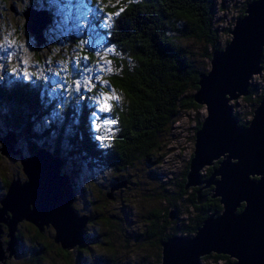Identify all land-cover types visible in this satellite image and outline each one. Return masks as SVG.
<instances>
[{"label":"trees","instance_id":"obj_1","mask_svg":"<svg viewBox=\"0 0 264 264\" xmlns=\"http://www.w3.org/2000/svg\"><path fill=\"white\" fill-rule=\"evenodd\" d=\"M248 1L250 0L243 1L241 10L236 16L242 15ZM102 2L103 6L99 7V11L92 12L89 16L90 18L99 17L98 24L93 21L90 33L91 35L93 32L98 33L102 43L116 52V55L111 54L113 57H109L115 65L114 70L105 79L107 86L119 90L127 99L125 110L119 111L115 105L113 106V113L115 117L117 116L120 126L119 133L115 136L107 153L102 154L95 140L99 134L90 128L89 117L94 107L88 105L87 97L94 92V88L91 80L87 79L85 83L83 76L80 75L84 69L83 63H76L78 67L74 66L73 70L71 67L68 69L72 72L71 78L75 79L79 76L80 81L71 90V96L64 102L62 111L64 114L61 125L58 126L52 124L50 113L58 106L56 105L58 99L55 97L62 91V86L53 89L47 83L45 75L32 73L30 77L22 78L8 74L4 69L5 74H0V137L7 132L13 133L16 139L13 147L19 148L23 157L25 154H33L39 148H44L60 159L68 160L72 155L86 159V162L79 163L81 167L84 166L83 163L91 165L95 158L102 157L107 164H111L117 170L132 164L138 157H143L144 161L149 163L154 162L155 159L150 160L149 152L159 147L157 139L159 131L172 124L179 111L201 107V104L192 100L191 95L197 88L198 74L206 71V65L193 60L192 51L177 42L176 35L202 40L205 48L200 55L209 59L210 52L222 46L219 31L215 26L217 20L215 11L223 6L220 3L214 4L212 0H125L121 7L116 0H102ZM60 3L61 0H31L30 4L20 10L21 15L26 7L45 13L47 20L45 19L40 30L42 38L40 44L44 45L47 42L46 35L50 36V31L55 27L51 24L57 17L58 9L62 7ZM84 4L88 7L94 6L88 2ZM89 9L87 8V11ZM106 11L110 13V16L107 22H103L100 16ZM41 20L43 21L40 19L39 24ZM223 30L228 31L229 28L225 27ZM66 32L64 36L75 41H81L82 36L79 37L78 34L84 33L81 29L77 30V27L73 31ZM172 32L177 33L176 37L171 35ZM32 37L33 40L36 38L34 33ZM59 39L63 40V36H59ZM88 54L89 59L84 62H91V50H88ZM259 64L261 71L264 72V45L259 56ZM68 79L69 84L72 85L70 76ZM248 88L249 92L245 98L249 97L253 90L251 84ZM52 90L56 92L54 96H52ZM263 94L264 86L254 97L256 104ZM233 115L236 116L235 113ZM237 119L239 124H244L238 117ZM46 121L48 125L44 126ZM200 121L201 118H195L194 130L198 128ZM64 159H61L58 172L67 175L72 189L71 173L63 170L67 162ZM187 163L188 161L178 180L167 186L162 185L161 198L166 205L160 213L153 211L150 214L151 218L147 221L145 235L154 237L153 241L157 249L160 248V241L172 234L191 236L206 215L214 209L217 212L221 209L218 197H210V194H207L211 193V186L202 187L200 193L205 195L204 200L199 203L194 202L198 186L186 188L183 186ZM22 175L23 177L18 173L15 174L14 171L10 178H1L0 186L3 190L0 197L4 194L9 180L15 177L21 180L24 178L23 172ZM180 201H184L190 207L188 214L183 213L182 208L179 207ZM72 207L74 208L73 204ZM170 211L173 213L172 218H169ZM87 216L86 221L92 222L91 216L88 214ZM31 227L33 228L32 238H37L36 236L45 229L44 227L39 231L32 223ZM15 236L14 256L23 246L18 222ZM82 236L84 240L91 238L84 227ZM5 239L6 237L1 241L4 243ZM34 241L35 239L31 243H36ZM80 246L84 247L83 243H80L77 248L79 249ZM39 247L40 245L35 250L32 249L33 257L36 259L41 251ZM57 247L59 250L62 249L59 245ZM207 256L215 259L223 258L224 264H230L232 261L225 254L212 252L201 258ZM84 262L91 264L92 260L88 262L84 260ZM158 262L159 253H157L155 264Z\"/></svg>","mask_w":264,"mask_h":264},{"label":"rangeland","instance_id":"obj_2","mask_svg":"<svg viewBox=\"0 0 264 264\" xmlns=\"http://www.w3.org/2000/svg\"><path fill=\"white\" fill-rule=\"evenodd\" d=\"M30 1L0 0V74H5L3 71L5 69L8 74L22 78L30 77L32 73L45 75L47 83L53 89L62 86V91L55 97L58 99L56 102L58 106L50 113L52 124L58 126L61 125L64 114L62 112L64 102L71 96V90L80 81L79 76L72 79L70 74L72 72L68 69L71 67L73 70L78 62L83 63L84 69L80 75L83 76L85 83L87 79L91 80L94 88V92L87 97L88 105L94 107L89 117L90 128L99 134L95 140L101 149L100 152L105 154L120 130L118 118L113 113V106L115 105L119 111L125 110L127 99L122 92L106 84L105 77L115 67L109 57H113L111 54L116 55V52L102 43L98 33L93 31L92 35L90 33L93 23L97 22L99 17L90 18L89 16L92 12L99 11L103 2L102 0H61L62 7L59 8L60 11L58 9L57 17L51 24L55 26L50 31L51 35H46L47 42L44 45H36L34 44L36 38L33 40L32 33L23 27V17L20 12L22 7L30 4ZM116 1L120 7L125 2V0ZM212 1L214 4L220 3L223 6L215 11L217 18L215 26L220 34V44L223 45L230 37L229 32L224 31L223 28H231L244 0ZM86 2L94 6L88 7L84 4ZM87 8L90 9L87 11ZM108 16L110 13L106 11L104 14L101 13L100 18L103 22H107ZM75 27L84 32L83 35L78 34L79 37L82 36L81 41L64 36L66 31H73ZM175 34L177 33L172 32L171 35L175 36ZM59 36H63V40H60ZM176 36L177 42L192 51L193 60L199 64L205 63L206 68L209 67V59L200 55L205 48L202 40ZM66 40L68 41L63 42ZM88 50H91V62H84L89 59ZM68 76L73 81L72 85L68 82ZM249 84L253 88L249 97L238 95L228 100L232 112L242 122L251 117L252 109L256 105L254 97L264 86V72L260 70L252 73ZM54 93L56 92L53 91L52 96ZM105 104L108 106L107 111L102 110ZM204 115V106L179 111L175 121L157 134L159 147L149 152L150 160L155 159L154 162L149 163L144 161L143 157H138L132 164L117 170L111 164H107L104 157L95 158L91 165L83 163L85 167H81L79 163L86 162V159H80L75 155H72L70 160L61 158L67 161L63 170L71 173L74 197L72 204L75 211L79 214L87 213L92 218V222L86 221L84 224V230L91 238L82 241L84 247L80 246L79 249L77 244L59 250L57 243L52 241L53 229L50 225L45 226L41 234L36 236L37 238H32L31 223L20 220L18 230L21 232L23 246L15 256L10 255L4 259L6 262L2 263L88 264L84 260L86 262L92 260L91 264H155L159 248L157 249L153 241L154 237H146V224L153 211L160 213L166 205L161 198L162 185L167 186L180 178L192 151L195 118H202ZM43 125L47 126L48 121ZM83 157L87 158V156ZM14 171L15 174L18 173L23 177L18 155L0 154V179L10 178ZM114 183L116 185L110 189ZM2 190L0 186V194ZM179 207L182 208L183 213L188 214L190 211V207L184 201L179 202ZM4 230L5 227H2L1 240L5 238ZM33 239L36 243H31ZM38 245L41 251L36 259L33 257L32 249L35 250ZM228 258L232 261L235 259L230 256ZM224 263L223 258L215 259L211 256L200 257L198 262V264Z\"/></svg>","mask_w":264,"mask_h":264},{"label":"water","instance_id":"obj_3","mask_svg":"<svg viewBox=\"0 0 264 264\" xmlns=\"http://www.w3.org/2000/svg\"><path fill=\"white\" fill-rule=\"evenodd\" d=\"M22 16L23 27L35 34L39 45L45 13L26 7ZM228 32L229 39L210 52L209 67L198 74L191 95L204 106L205 115L194 131L183 184L198 186L195 203L204 200L200 189L211 185L207 194L218 197L221 209L206 215L191 236L172 234L161 240L158 264H198L211 252L235 258L230 264H264V94L244 124L238 123L228 102L246 95L249 77L261 70L264 0L248 1ZM15 141L11 132L0 137V153L17 154L24 174L21 180L11 178L0 197V236L1 225L6 227L0 262L14 256L16 224L22 219L39 231L50 225L52 240L62 249L82 243L88 216L72 207L68 177L58 172L61 159L44 148L23 157L14 149Z\"/></svg>","mask_w":264,"mask_h":264},{"label":"snow or ice","instance_id":"obj_4","mask_svg":"<svg viewBox=\"0 0 264 264\" xmlns=\"http://www.w3.org/2000/svg\"><path fill=\"white\" fill-rule=\"evenodd\" d=\"M105 99H108V97H105ZM102 110L107 111L108 110V106L105 104L104 108Z\"/></svg>","mask_w":264,"mask_h":264},{"label":"flooded vegetation","instance_id":"obj_5","mask_svg":"<svg viewBox=\"0 0 264 264\" xmlns=\"http://www.w3.org/2000/svg\"><path fill=\"white\" fill-rule=\"evenodd\" d=\"M209 186H211V185H209ZM206 187H207V186H206ZM1 226L4 227V224H2ZM5 262H6V261H4L3 263H5ZM3 263H2V264H3Z\"/></svg>","mask_w":264,"mask_h":264},{"label":"bare ground","instance_id":"obj_6","mask_svg":"<svg viewBox=\"0 0 264 264\" xmlns=\"http://www.w3.org/2000/svg\"><path fill=\"white\" fill-rule=\"evenodd\" d=\"M116 191V190H115Z\"/></svg>","mask_w":264,"mask_h":264}]
</instances>
